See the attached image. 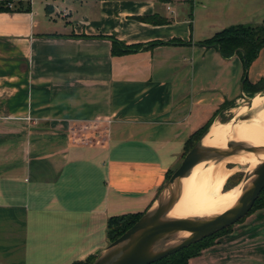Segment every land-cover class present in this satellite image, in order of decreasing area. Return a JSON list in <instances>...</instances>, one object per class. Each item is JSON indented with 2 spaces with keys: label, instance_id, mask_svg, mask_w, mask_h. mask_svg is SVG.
I'll return each mask as SVG.
<instances>
[{
  "label": "crops",
  "instance_id": "0c3cea01",
  "mask_svg": "<svg viewBox=\"0 0 264 264\" xmlns=\"http://www.w3.org/2000/svg\"><path fill=\"white\" fill-rule=\"evenodd\" d=\"M24 8L0 12V264L83 262L108 247L110 217L149 208L190 136L264 80V48L245 78L239 55L198 45L263 23L264 0ZM112 41L137 49L113 56ZM187 264H264V208Z\"/></svg>",
  "mask_w": 264,
  "mask_h": 264
},
{
  "label": "bare ground",
  "instance_id": "6f19581e",
  "mask_svg": "<svg viewBox=\"0 0 264 264\" xmlns=\"http://www.w3.org/2000/svg\"><path fill=\"white\" fill-rule=\"evenodd\" d=\"M245 112V109L242 108L235 116L236 119L244 116ZM253 117L254 114L247 121L233 120V123L227 124V126L209 129L202 140L204 148L226 151L227 145L233 142L246 149L255 150V152L239 151L234 156L227 158L198 160L189 175L179 181L176 189L177 194L157 207L156 212L161 224L200 227L237 205L241 195L255 179V172L258 167L264 163V99L261 101L257 114ZM213 134L219 140L212 138ZM213 161L223 165L224 163L233 164L237 169H241L245 175L242 184L224 196H220L221 186L238 170L236 168L231 170L218 169L211 163ZM185 189L186 192L183 196L182 193ZM197 200L198 205L195 207ZM144 230V227L138 228L134 232L135 238L128 243L131 245L135 243L138 238L143 236ZM189 235L187 232L166 235L153 246L152 251L159 253L166 248L179 244Z\"/></svg>",
  "mask_w": 264,
  "mask_h": 264
},
{
  "label": "water",
  "instance_id": "95a60500",
  "mask_svg": "<svg viewBox=\"0 0 264 264\" xmlns=\"http://www.w3.org/2000/svg\"><path fill=\"white\" fill-rule=\"evenodd\" d=\"M228 148L231 151H220L212 148L206 149L202 144H197L182 158L179 168L170 177L166 189L169 188L172 190L174 184H177L176 187L178 188L179 181L189 175L193 166L200 159L227 158L234 156L239 151L248 153L255 152V150L246 149L233 142L230 145L228 144ZM255 176L250 187L244 191L234 208L200 227H181L161 224L158 220L156 209L153 212L151 211L159 203L158 198H155L147 210V214L116 241L109 244L104 251L98 253L93 264H153L237 224L248 215L264 189V163L258 167ZM140 227H144L145 229L143 236L138 238L132 245L129 244L128 242L135 238L134 232ZM179 232H187L190 235L179 244L166 248L159 253L152 251L153 246L161 238Z\"/></svg>",
  "mask_w": 264,
  "mask_h": 264
},
{
  "label": "trees",
  "instance_id": "16d2710c",
  "mask_svg": "<svg viewBox=\"0 0 264 264\" xmlns=\"http://www.w3.org/2000/svg\"><path fill=\"white\" fill-rule=\"evenodd\" d=\"M14 0H0V12H10L11 9L6 6V4ZM18 2L24 0H16ZM27 6V5H26ZM24 6V7H26ZM24 7H19L17 10H25ZM142 22L150 24H159L161 21L157 20L154 17H144L140 18ZM182 44V43H181ZM199 46L203 47H214L218 50L219 54L223 58H230L233 55H239L243 62L244 77L246 78L247 71L254 60L259 55L260 50L264 48V22L257 26L253 27L251 25H236L231 26L227 29H224L221 32L216 33L209 40L198 43ZM137 47L131 49L126 48L123 51L122 46L119 45L116 41H112V55L119 56L127 52H132L136 50ZM244 84L246 79H244ZM253 91L249 98L253 97L255 93H258L260 89H264V80L259 82L257 87L252 88ZM230 108L228 104H224L220 109L213 115L212 119L197 132L192 134L184 147V154L187 153L191 147L194 145L195 140L199 138L207 130L208 126L214 121L216 115L219 111L223 109ZM190 145V146H189ZM183 154V155H184ZM172 172L167 174L166 180L169 179ZM161 190V189H160ZM264 208V189L260 193L258 199L255 201L251 211L248 213L249 216L257 209ZM144 213V212H143ZM143 213L136 214H127L122 216L110 217L107 221V238L109 244L116 241L121 237L127 230H129L134 224H136L139 219L142 217ZM246 216V217H247ZM245 218L241 219L238 223H241ZM237 223V224H238ZM234 226V225H233ZM228 227L194 245H191L188 248H185L175 254H172L164 259H161L153 264H187V261L190 258L197 257L201 252L214 245L215 241L231 232L232 227ZM96 256H90L83 262H75L73 264H93L96 260Z\"/></svg>",
  "mask_w": 264,
  "mask_h": 264
},
{
  "label": "rangeland",
  "instance_id": "374dc122",
  "mask_svg": "<svg viewBox=\"0 0 264 264\" xmlns=\"http://www.w3.org/2000/svg\"><path fill=\"white\" fill-rule=\"evenodd\" d=\"M28 1L29 0H24V1H10L6 4V6H8L9 8L10 7H13V8H19V7H24L28 4ZM262 23H252V24H249L253 27H257L259 25H261ZM262 94V95H261ZM250 99V100H249ZM254 99V100H253ZM264 99V91H262L260 94H256L254 95L253 97L251 98H247V99H243L242 101H239L236 105H234V107L232 108H229V109H223L221 111L218 112V114L216 115V118L214 119V121L208 126L207 130L203 133V135H201L199 138H197V140H195L196 143H194V145H200L202 144V140L203 138L206 136V134L208 133L209 129H216V128H220L221 126H227V124H231L233 123V120L235 121H247L250 116H252V114H254V117L255 115L257 114L258 112V109L260 108V104H261V101ZM244 108L245 109V115L240 117V118H237L235 116H237V114L239 113V111ZM253 117V118H254ZM248 118V119H247ZM252 120V119H251ZM212 138H215V139H218L214 134H213V137ZM219 140V139H218ZM231 144V142L229 143V145ZM190 146V145H189ZM227 151H231V149L228 148V145H227ZM218 161V160H217ZM215 167H217L218 169L221 168L223 170H231L233 168H236V166H234L233 164H220V163H217V162H211ZM171 171L172 173H174L178 168H179V165L177 164H174L172 165L171 167ZM238 171L236 173H234L232 176H230L226 181L225 183L223 184V186H221V193H220V196H224L226 193L230 192L232 189H235V188H238L240 184H242V182L244 181L245 179V175L241 172V169H237ZM246 171V170H245ZM245 173V172H244ZM203 179V177H202ZM168 179L166 180L165 184L163 185V187L161 188V190L158 191V193L156 194V197L155 198H158V204H156L154 206V208L151 210L152 212L155 211V209H157V207L163 203V202H166L167 200L173 198L177 192H176V185L177 184H174L173 185V188L172 190H170L169 188H167V183H168ZM199 181H202V180H199ZM187 189V188H186ZM186 189L185 191L182 193L183 196L185 195V192H186ZM152 204V203H151ZM198 205V200L195 201V207H197ZM193 206V205H191ZM150 207V206H149ZM149 209V208H148ZM147 209V210H148ZM147 210L144 211L142 217L140 219H142L146 214H147ZM189 210H191V208H189ZM139 219V220H140ZM97 257V256H96Z\"/></svg>",
  "mask_w": 264,
  "mask_h": 264
},
{
  "label": "flooded vegetation",
  "instance_id": "af4514ba",
  "mask_svg": "<svg viewBox=\"0 0 264 264\" xmlns=\"http://www.w3.org/2000/svg\"><path fill=\"white\" fill-rule=\"evenodd\" d=\"M195 146H196V145H193L189 151H191ZM189 151H188V152H189ZM188 152H187V153H188ZM187 153H185V154L183 155V157H184ZM183 157H182V158H183ZM181 160H182V159H181ZM180 163H181V162H180ZM180 163H179V166H180ZM172 174H173V173H172ZM172 174H171V176H172ZM171 176H170V177H171ZM170 177H169V179H170ZM169 179H168V180H169Z\"/></svg>",
  "mask_w": 264,
  "mask_h": 264
},
{
  "label": "built area",
  "instance_id": "2783aa9c",
  "mask_svg": "<svg viewBox=\"0 0 264 264\" xmlns=\"http://www.w3.org/2000/svg\"><path fill=\"white\" fill-rule=\"evenodd\" d=\"M167 9H169V8H167Z\"/></svg>",
  "mask_w": 264,
  "mask_h": 264
}]
</instances>
